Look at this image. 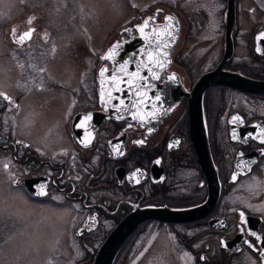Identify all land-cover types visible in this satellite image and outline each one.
Segmentation results:
<instances>
[{
	"label": "flooded vegetation",
	"instance_id": "flooded-vegetation-1",
	"mask_svg": "<svg viewBox=\"0 0 264 264\" xmlns=\"http://www.w3.org/2000/svg\"><path fill=\"white\" fill-rule=\"evenodd\" d=\"M121 1L0 0V264H264V0Z\"/></svg>",
	"mask_w": 264,
	"mask_h": 264
},
{
	"label": "rangeland",
	"instance_id": "rangeland-1",
	"mask_svg": "<svg viewBox=\"0 0 264 264\" xmlns=\"http://www.w3.org/2000/svg\"><path fill=\"white\" fill-rule=\"evenodd\" d=\"M84 7L87 8L90 11V18L88 20V32L91 35L92 39V45L93 47L95 44H97V37H99V34L105 32L109 27L114 26L117 23V20L122 15L123 11L125 12V7L122 4L121 0H83ZM73 42H80L81 40H72ZM95 48V47H94ZM60 50L65 52H59L58 57L56 58V62H58L59 65L56 66V69L60 71H63L62 74H65L67 70H70V68L74 65L73 58L69 54H65L66 50L64 48V45H60ZM1 57V56H0ZM77 59L79 57L77 56ZM0 64H1V58H0ZM6 81V85L10 86V83ZM1 76H0V85H1ZM32 106V105H30ZM34 107L37 109V106L34 105ZM32 120H36V116L32 117ZM17 131H20L23 129L19 126V124H16ZM36 127L33 125L32 128H26L24 133L30 135L31 137L36 138ZM1 183V182H0Z\"/></svg>",
	"mask_w": 264,
	"mask_h": 264
},
{
	"label": "snow or ice",
	"instance_id": "snow-or-ice-1",
	"mask_svg": "<svg viewBox=\"0 0 264 264\" xmlns=\"http://www.w3.org/2000/svg\"><path fill=\"white\" fill-rule=\"evenodd\" d=\"M166 19H171V17H166ZM147 25H148V21L146 20V21H144V24L142 26H138V31L141 33L142 36L145 33V28L147 27ZM32 33H33L32 29H29V31L24 32L19 37V40L17 41V43H23L25 40L30 39L31 36H32ZM167 34H168V36H172V32L171 31H169ZM261 37H264V32H262L260 34V37H257V39L259 40ZM145 39H147V37H145ZM118 47H119L118 45H113L112 51L115 52L116 48H118ZM157 51H159V49ZM257 51H260L259 47H257ZM164 55L166 56L167 53H164ZM108 58L110 59L111 57H108ZM126 63H127V61H125V64ZM150 65H155V67L159 68V69H163V67H164V64L162 63V61L157 59V58H155L151 52L148 53V61L143 64V67L148 69L151 79H154V80L155 79H160L159 74L156 71H154L153 68ZM123 70L124 69H123V65H122L121 66V71H123ZM40 71L43 72L44 70L41 69ZM101 75H103V70L101 72ZM129 75L131 77L129 79V81L127 82L129 85H132L133 80L139 81V80H147V79H149V77H140L139 76V71H137L135 73H131ZM115 79H116V77L113 76V80H115ZM169 79L170 80H174L175 77L174 76L173 77H169ZM116 90L117 91H122L123 89L117 88ZM106 95H107L109 100L112 98V93L109 92ZM136 95L137 96H141V93L139 91H137ZM104 96H105V93L102 92L101 93V99L102 100L104 99ZM0 97H2L3 100L9 101V103H11L10 98L6 94L0 92ZM143 99H146V97H143ZM155 100L156 101L160 100L159 94H157L155 96ZM107 102L108 101H105L106 104H107ZM139 102H141V101H134L133 102V107H136ZM121 104H123V101H121ZM153 107H155V105H153ZM132 115H133V119H137V117H139V120L141 121V123L144 122V116L142 114H140L139 112H134ZM149 116H151L152 118H156L157 112L156 111H152V112L149 113ZM237 119H239V118L238 117H233V122H235ZM90 120H91V114H88L87 116L84 117V120L81 121L80 124H77L75 126L76 127H84L85 126V122L90 121ZM143 142L144 141L141 140V141H137L136 143H143ZM81 143H85V146H87V143H90V140L87 141V142L81 141ZM23 146L24 145H21V147H23ZM120 154L123 155L122 152ZM156 163L159 164L160 161L157 160ZM5 167H7V165ZM138 172H139V170H137V173ZM135 176H136V173H133V178ZM233 179H236V177L234 176ZM136 182L139 183V180H137ZM12 184L13 185H19L20 181L17 180V179H13L12 180ZM35 188H36L35 195H37V196H46L48 194L47 191H46L47 183H41L39 185H36ZM53 199H61V198L60 197H53ZM241 218L243 219V213H241ZM252 235H255V233H252ZM202 259H203V257H202Z\"/></svg>",
	"mask_w": 264,
	"mask_h": 264
},
{
	"label": "water",
	"instance_id": "water-1",
	"mask_svg": "<svg viewBox=\"0 0 264 264\" xmlns=\"http://www.w3.org/2000/svg\"><path fill=\"white\" fill-rule=\"evenodd\" d=\"M209 81V76H208V74L207 75H204V76H201L200 77V80L198 81V83H197V85H201V84H204V83H206V82H208ZM196 85V86H197ZM194 92H196V90L194 89Z\"/></svg>",
	"mask_w": 264,
	"mask_h": 264
}]
</instances>
